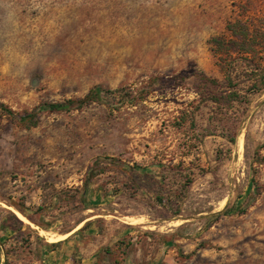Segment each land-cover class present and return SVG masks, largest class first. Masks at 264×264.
<instances>
[{"label":"rangeland","instance_id":"obj_1","mask_svg":"<svg viewBox=\"0 0 264 264\" xmlns=\"http://www.w3.org/2000/svg\"><path fill=\"white\" fill-rule=\"evenodd\" d=\"M236 19L256 50L218 104L194 71L226 89L213 38ZM263 74L264 0H0V102L36 114L1 118L0 226L17 229L0 264H45L87 216L100 264H264Z\"/></svg>","mask_w":264,"mask_h":264},{"label":"trees","instance_id":"obj_2","mask_svg":"<svg viewBox=\"0 0 264 264\" xmlns=\"http://www.w3.org/2000/svg\"><path fill=\"white\" fill-rule=\"evenodd\" d=\"M228 29L231 32L230 37L217 35L213 38V43L215 45V51L218 55V60L221 65V68L226 73V89H221L219 86L221 85V82L214 77L208 76L204 72H196L194 71V74L196 77L200 80L201 83H203L205 87L204 96L207 98H211L214 101H216L218 104L221 103H227L228 105H232L233 101H236L240 98V92L237 88V83L234 81V77L232 75V69L235 62L236 56L239 54H251L256 50L255 48V37L251 34V31L249 29V26L242 20V19H236L234 21H230L228 23ZM264 79V74H263ZM104 91V88L102 86H95L92 87L88 93L83 97L79 99H68L66 101H58V102H50L47 105V107L51 110H65L70 109L76 104H83L87 101H95L99 100L102 97V93ZM13 116L19 118L23 122H33L35 121V112L34 111H23L19 112L13 109L12 107L8 106L4 102H0V123L1 118L3 116ZM35 123V122H33ZM110 164L118 165V158L117 157H110L109 162ZM107 163V164H108ZM102 162L98 158H92L90 161V167L95 168L97 173H104L107 171V168L105 166H102ZM119 167V166H118ZM126 172V171H125ZM84 201V200H83ZM15 205L18 209L21 210L23 214H25L30 220L37 223L38 225H41L42 227L48 229L49 226H46L42 224L41 222L35 220L31 214L27 213L26 210ZM41 210L43 209L41 206L39 207ZM15 216V214H14ZM18 223L23 227L26 224L23 222V220L17 218ZM30 229L31 226L28 225ZM6 229H11L14 232L17 228H13L12 224H8L7 222H2L0 226V242L3 241V234H1V230L5 232ZM26 245L30 244L29 241H26ZM61 244V241L57 242H45L43 245H46L47 249H54L55 247L59 246ZM108 251V250H107ZM5 264H10L9 256L7 253V257L5 260Z\"/></svg>","mask_w":264,"mask_h":264},{"label":"crops","instance_id":"obj_3","mask_svg":"<svg viewBox=\"0 0 264 264\" xmlns=\"http://www.w3.org/2000/svg\"><path fill=\"white\" fill-rule=\"evenodd\" d=\"M92 216H87L73 225L61 238V244L48 250L43 245L45 264H100L99 249L109 241L99 228L91 223ZM85 221V222H84ZM45 242H57L45 240Z\"/></svg>","mask_w":264,"mask_h":264},{"label":"bare ground","instance_id":"obj_4","mask_svg":"<svg viewBox=\"0 0 264 264\" xmlns=\"http://www.w3.org/2000/svg\"><path fill=\"white\" fill-rule=\"evenodd\" d=\"M226 200H227V199H226ZM19 214H20L19 217H20L21 219L25 218L21 213H19ZM51 236H52V235H51ZM55 237H56V236H55ZM61 237H62V236H61ZM49 238H50V237H49ZM49 240H50V239H49Z\"/></svg>","mask_w":264,"mask_h":264}]
</instances>
